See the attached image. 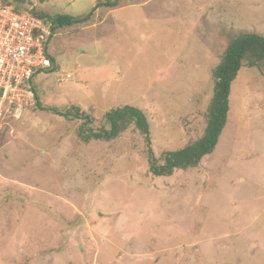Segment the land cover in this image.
Segmentation results:
<instances>
[{
  "label": "rangeland",
  "instance_id": "1",
  "mask_svg": "<svg viewBox=\"0 0 264 264\" xmlns=\"http://www.w3.org/2000/svg\"><path fill=\"white\" fill-rule=\"evenodd\" d=\"M0 1L76 19L105 0ZM116 3L52 31L53 67L31 80L35 107L2 120L0 264H264L256 69L238 71L225 126L196 167L161 176L148 162V149L162 166L203 134L227 35L264 36V0ZM124 106L145 115L149 145L133 126L113 140L78 137L86 118L107 130L106 113Z\"/></svg>",
  "mask_w": 264,
  "mask_h": 264
},
{
  "label": "trees",
  "instance_id": "2",
  "mask_svg": "<svg viewBox=\"0 0 264 264\" xmlns=\"http://www.w3.org/2000/svg\"><path fill=\"white\" fill-rule=\"evenodd\" d=\"M23 2V0H19ZM117 0L104 2L97 1L92 11L84 17L72 18L64 14H49L48 12H39L31 9L30 13L41 18L48 19L52 22V31L55 28L68 27L72 24L81 23L89 19L99 7L113 8L118 7ZM4 4V3H3ZM15 8V7H14ZM15 10H21L15 8ZM226 46L221 53L218 64L212 71L213 88L212 97L206 110V127L203 134L192 144H188L183 149L175 152L163 153V162L157 166L155 159L148 149V162L150 171L154 175H171L174 170H187L196 167L201 158L214 148L217 139L225 126L229 112V93L231 83L237 76L242 67L254 68L261 76L264 77V36L248 31H231L226 38ZM36 101L37 97L35 96ZM78 116V115H77ZM89 118V117H88ZM81 124V130L78 137L85 143L89 139L113 140L119 137L130 126H133L144 137L145 142L149 145L148 124L145 115L138 109L124 106L121 109L111 110L106 113L104 121L108 124V129H100L93 132L86 126L90 119ZM85 126V127H84ZM85 130L90 133L86 137L82 136Z\"/></svg>",
  "mask_w": 264,
  "mask_h": 264
},
{
  "label": "built area",
  "instance_id": "3",
  "mask_svg": "<svg viewBox=\"0 0 264 264\" xmlns=\"http://www.w3.org/2000/svg\"><path fill=\"white\" fill-rule=\"evenodd\" d=\"M0 1V127L5 117L19 119L36 105L31 80L52 69L47 46L53 24ZM66 73L59 82L70 78Z\"/></svg>",
  "mask_w": 264,
  "mask_h": 264
}]
</instances>
